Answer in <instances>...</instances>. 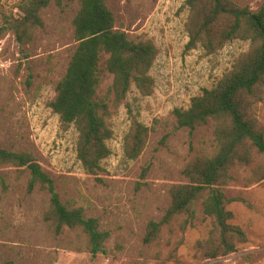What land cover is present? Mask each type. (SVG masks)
Returning a JSON list of instances; mask_svg holds the SVG:
<instances>
[{
  "label": "rangeland",
  "instance_id": "374dc122",
  "mask_svg": "<svg viewBox=\"0 0 264 264\" xmlns=\"http://www.w3.org/2000/svg\"><path fill=\"white\" fill-rule=\"evenodd\" d=\"M22 0H0V24L19 17ZM186 0H108L117 25L136 38L151 37L159 55L151 69L155 92L143 96L133 86L128 105L122 104L110 122L114 136L108 141L112 154L98 175L85 173L77 156L78 130L64 129L59 114L49 106L65 74L76 45L72 20L76 2L64 9H46V26L33 42L22 45L10 31L0 40V147L31 150L55 179L62 199L83 206L109 229L107 253L93 256L79 229L57 235L45 220L49 193L28 192V170L0 165V261L14 264H264V181L247 184L249 167L234 168V179L225 187L232 201V222L241 226L247 240L236 251L208 258L198 247L209 236L211 223L200 216L183 230L185 216L162 226L154 241H144L148 223L159 221L171 203L169 188L186 182L183 170L204 148L211 127L195 131L175 129L173 110L188 107L191 98L212 87L231 68L250 42L234 39L214 54L199 46L186 50ZM253 10L264 0H234ZM112 84L106 72L99 87L104 94ZM264 122V98L257 104ZM153 127L147 146L136 159L124 152V138L131 126L130 111ZM170 134L163 142L164 136ZM200 214V213H199ZM247 254L252 260L244 259Z\"/></svg>",
  "mask_w": 264,
  "mask_h": 264
},
{
  "label": "trees",
  "instance_id": "16d2710c",
  "mask_svg": "<svg viewBox=\"0 0 264 264\" xmlns=\"http://www.w3.org/2000/svg\"><path fill=\"white\" fill-rule=\"evenodd\" d=\"M67 1L78 4L72 20L76 45L49 106L59 114L64 129L76 126L78 159L85 173L98 176L112 154L108 143L114 136L111 118L122 104L128 105L133 86L143 96L155 92L151 69L159 47L153 38H136L119 27L108 0H22L20 16L5 18L0 24V40L13 31L20 44L33 42L37 31L46 26V9L52 4L64 9ZM185 6L189 8L186 50L202 46L206 54H214L234 39L250 44L212 87L193 96L188 107L174 108L175 129L195 131L210 126L212 133L186 164L187 181L170 186L171 203L161 220L148 223L144 241H154L162 226L177 216H185L183 230L203 216L210 220L211 229L198 247L206 257L217 258L236 251L237 244L247 240L245 230L232 222L234 213L228 208L232 201L241 200L229 197L225 190L234 179V168L249 167L247 184L264 181V122L256 112L264 98V6L253 10L234 0H186ZM106 72L112 75V84L100 94ZM129 111L131 126L124 138V152L127 158L136 159L145 150L153 127ZM7 164L29 171L28 192L40 188L49 193L45 220L55 234L79 229L87 251L93 256L107 253L110 230L99 217L87 215L83 206L62 199L54 177L33 151L0 147V165ZM244 259L251 261L252 255Z\"/></svg>",
  "mask_w": 264,
  "mask_h": 264
}]
</instances>
